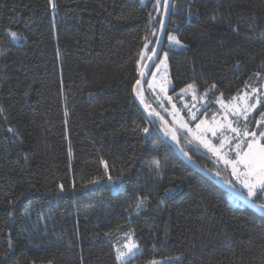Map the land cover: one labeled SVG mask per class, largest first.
<instances>
[{
    "label": "trees",
    "instance_id": "1",
    "mask_svg": "<svg viewBox=\"0 0 264 264\" xmlns=\"http://www.w3.org/2000/svg\"><path fill=\"white\" fill-rule=\"evenodd\" d=\"M53 3L0 0V264H119L126 234L140 247L134 264H264V215L187 163L135 99L156 0ZM171 33L186 47L168 48ZM167 35L173 91L218 111L219 99L262 86L264 0H174ZM147 83L145 105L172 125ZM262 111L248 118L257 133ZM176 131L189 160L240 189Z\"/></svg>",
    "mask_w": 264,
    "mask_h": 264
},
{
    "label": "snow or ice",
    "instance_id": "2",
    "mask_svg": "<svg viewBox=\"0 0 264 264\" xmlns=\"http://www.w3.org/2000/svg\"><path fill=\"white\" fill-rule=\"evenodd\" d=\"M49 3L52 4V7L55 8V3L53 0H49ZM172 7L170 4V0H156L154 5L155 11L161 14V18L157 21L159 28L158 31L164 33L166 31L165 28V18L169 15V10ZM151 16V14H150ZM11 37L13 41L20 39V36L16 31L9 30L7 33ZM156 32L154 31L152 35H155ZM168 41L176 46L179 47H186L175 35L168 34L167 35ZM147 40V37H145ZM151 43V41H149ZM161 40L157 37L155 44L159 45ZM144 48H148V43H145ZM151 55L147 57V59L151 60L154 56H158L157 47L151 48ZM141 57L144 58V53H141ZM168 59V53H164L163 59H161L160 63L166 65V61ZM159 65H157V68ZM143 76L144 73H141ZM141 81L137 80L136 85H140ZM152 85L149 84V87ZM215 87V85H213ZM188 89L193 88V85H187ZM161 91H164V87L161 86ZM181 91H185V89H181ZM256 90L253 89V92ZM248 94H245L243 99H247ZM169 99H171L169 97ZM259 102V101H257ZM256 108V104H245V106L241 109L239 107L233 106L232 108H226V113L234 115L236 117V127L233 126V121L228 119V115H225V122L221 124L213 123L211 127H204L206 121L201 120L199 124L196 125L197 131L200 133L199 137L201 142L204 144V147L207 148L209 151L213 152L216 155H220V149L224 148L226 144H229L230 140L234 139L236 141L234 145L235 155L236 158L234 160L224 159L221 156V159H224V163L226 165L231 166L232 174L236 176L238 180L243 184V186L248 190V197L249 198H260L264 199V195L258 196V192L260 194H264V130H250L248 127V116L249 113ZM3 110L0 109V112ZM192 119H196L195 113H190ZM262 118H264V113H261ZM243 120L244 123H241ZM257 129H264V119L261 121H256ZM185 127L187 125H184ZM218 129H227L230 130L232 133L235 134L234 137H227L224 138L220 142L219 148L214 147L210 141L205 140L203 138V134L206 132H211L213 136H216ZM143 131L147 133L149 131L148 128H144ZM221 136H223V131H221ZM175 139V136H173ZM225 156L227 153L224 154ZM102 163H104L102 161ZM241 166L243 171H241ZM105 175L108 182L115 183L120 179V177L113 178L112 175L109 174V169L107 163H104ZM90 184H97L99 181L92 180L89 181ZM61 191L63 190V185H60ZM146 197H140L135 202V208L139 210L145 204ZM262 210H264V203L260 204ZM127 241L120 247H117L115 250V260L119 262V264H127L132 256L135 255L138 245L132 240L131 235L126 234ZM12 245L9 243V248ZM8 253H5V257ZM5 257H0V260H3Z\"/></svg>",
    "mask_w": 264,
    "mask_h": 264
},
{
    "label": "rangeland",
    "instance_id": "3",
    "mask_svg": "<svg viewBox=\"0 0 264 264\" xmlns=\"http://www.w3.org/2000/svg\"><path fill=\"white\" fill-rule=\"evenodd\" d=\"M171 34L174 35L173 33ZM167 47L176 48V49L181 48L179 46L171 44L169 41L167 42ZM142 52L144 53V58L140 57L139 60V68L141 71L146 63L145 59L148 56V48L147 49L144 48ZM165 52L169 53L168 51H163L161 58L153 66V69L150 73V77L148 79L147 88L149 90V94L151 95L152 101L156 103L157 107L168 116L170 122L172 123L173 127L176 130L187 135L188 138L194 144L202 148L204 151L208 152L221 165L229 169L232 174L231 166L226 165L224 163V159L234 160L236 158L235 149H234V145L236 141L234 139L230 140L229 144H226L224 148L220 149V155L218 156L204 147V144L201 142L200 138H198L200 133L197 131L196 125L199 124L201 120L206 121L204 127H211L213 126L214 122L217 124L224 123L225 122L224 118L225 115L227 114L228 119L232 120L233 126L236 127L237 126L235 123L236 117L234 115L226 113V108L230 109L233 106H236L242 109L246 103L249 105L255 103L256 108L249 113L248 116L249 118L256 110L261 108L262 104L264 103V82L260 87L244 90L242 94L234 97L230 101H224L223 99H219L217 102L218 111H213L212 108L208 107V102H206V100L199 99L195 94H192V92L189 93L186 91V89L183 92L181 90L173 91V82L170 76L169 60L167 59L166 65L160 63L161 59H163L164 57ZM157 65H159L158 68ZM149 84H151L152 86L149 87ZM161 86L164 87V91H161ZM253 89H255L256 91L253 92ZM245 94H248L246 100L243 99L245 97ZM169 97L171 99H169ZM190 113H195L196 119H192ZM261 113L264 112L262 111ZM242 122L243 120H241V123ZM184 125L187 126L185 127ZM249 126L250 125H248V127ZM221 131H223V136H221ZM224 136L231 138L234 137L235 134L227 129H223V130L218 129L216 136H213L211 132H206L203 134V138L205 140L210 141L211 144L216 148H219L220 142L224 138ZM225 153H227L226 156L224 155ZM221 156H223L224 159H221ZM241 171H243L242 166H241ZM232 177L235 184L240 188V190L246 192V194L248 195V190L243 186L240 180H238L236 176H234L233 174ZM132 240L134 241L133 237ZM139 251H140V247L138 246L135 255ZM132 258L133 256L130 258L127 264L135 263V261L133 262L131 261ZM148 264H168V261L155 260Z\"/></svg>",
    "mask_w": 264,
    "mask_h": 264
},
{
    "label": "water",
    "instance_id": "4",
    "mask_svg": "<svg viewBox=\"0 0 264 264\" xmlns=\"http://www.w3.org/2000/svg\"><path fill=\"white\" fill-rule=\"evenodd\" d=\"M173 3L174 0H170V4L172 7L169 10V15L165 18V28L166 31L164 33H161L158 31V37L161 40V43L159 45H155L157 47L158 51V56H154L151 60H147L141 73H144L142 76L140 74L139 80L141 81L140 85H136L134 89V96L137 101V103L142 107V109L152 118L157 119L161 124H163L168 131L170 132V143L171 145L176 149L178 154L191 166H193L195 169L200 171L203 175L214 181L218 186H220L222 189H224L230 196H232L234 199H236L238 202L243 204L244 206L248 207L249 209L253 210L254 212L264 215V210L261 209L260 204L252 199H250L245 193H243L240 189H238L235 185L231 183H227L225 181L217 179L216 176L212 175L193 161L189 160L183 152L176 146L179 142V135L176 129L159 113V112H154L151 110L150 107L145 105V85L150 77L151 69L153 67V64L161 58V55L163 53V48L166 43V35H167V29H168V24L170 20V16L172 13V8H173ZM151 55V54H150ZM138 89H140V95L138 93ZM173 136H175V139H173Z\"/></svg>",
    "mask_w": 264,
    "mask_h": 264
}]
</instances>
